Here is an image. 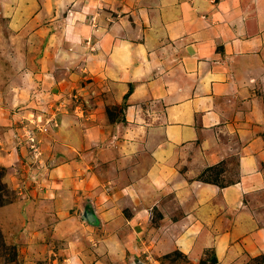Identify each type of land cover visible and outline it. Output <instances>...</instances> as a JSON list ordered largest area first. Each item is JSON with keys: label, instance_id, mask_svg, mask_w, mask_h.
Returning <instances> with one entry per match:
<instances>
[{"label": "rangeland", "instance_id": "374dc122", "mask_svg": "<svg viewBox=\"0 0 264 264\" xmlns=\"http://www.w3.org/2000/svg\"><path fill=\"white\" fill-rule=\"evenodd\" d=\"M122 4L98 0L97 7L109 12ZM65 13L59 0H0V34L10 37L11 27L19 34L11 46L18 53L10 57L21 65L18 71L0 70V111L13 120L6 124L13 127L10 133L0 124V264H75V259L84 264H264V243L257 235L264 230V186L246 192L239 182L255 168L264 184V87L257 89L256 116L245 109L240 115L230 111L228 126L235 132H204L194 141L196 158L181 164L190 176L176 180L183 185H174L160 200L109 204L118 216L109 224L121 226L117 235L103 233L91 201L83 198L74 205L73 198L50 190L57 163L73 159L67 149L47 141L59 129L60 116L81 119L95 97L106 99L100 86H91L88 71L55 65L72 58L62 40ZM24 64L33 71L26 72ZM48 78L63 80L64 87L51 89ZM110 107L111 115L120 111ZM4 132L8 136L2 140ZM66 169L61 177L79 175V167ZM110 188L103 190L110 193ZM205 191L208 196L200 199ZM127 219L140 222L137 235Z\"/></svg>", "mask_w": 264, "mask_h": 264}, {"label": "crops", "instance_id": "0c3cea01", "mask_svg": "<svg viewBox=\"0 0 264 264\" xmlns=\"http://www.w3.org/2000/svg\"><path fill=\"white\" fill-rule=\"evenodd\" d=\"M59 1L67 12L63 45L72 58L55 65L88 71L91 86H100L106 99L95 97L81 119L60 116L59 129L47 141L67 149L73 159L58 162L56 180L48 184L64 199L73 198L74 205L83 198L91 201L103 233L117 235L120 224H109L118 217L109 207L112 201L164 198L174 185H183L176 182L179 177L190 176L181 164L196 158L194 141L202 133L231 134L230 111L257 115V89L264 87V0H124L126 5L109 12L98 9V0ZM10 31V37L0 34V70L18 71L21 65L10 56L18 53L11 46L19 34ZM24 70L33 71L25 64ZM45 80L51 89L64 87L63 80ZM110 106L120 111L111 115ZM10 115L0 111L6 133L13 130L6 126L13 122ZM13 157L11 151L9 160ZM70 166L79 167V175L61 177ZM251 169L239 179L246 192L264 186ZM205 192L200 199L208 196ZM128 224L137 235L140 222L127 219ZM257 235L264 243V230Z\"/></svg>", "mask_w": 264, "mask_h": 264}, {"label": "built area", "instance_id": "2783aa9c", "mask_svg": "<svg viewBox=\"0 0 264 264\" xmlns=\"http://www.w3.org/2000/svg\"><path fill=\"white\" fill-rule=\"evenodd\" d=\"M30 140H31V142H35V141H34V138H31Z\"/></svg>", "mask_w": 264, "mask_h": 264}]
</instances>
